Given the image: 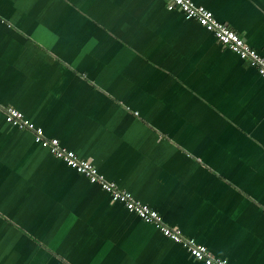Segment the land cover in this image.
<instances>
[{"label":"crops","instance_id":"obj_1","mask_svg":"<svg viewBox=\"0 0 264 264\" xmlns=\"http://www.w3.org/2000/svg\"><path fill=\"white\" fill-rule=\"evenodd\" d=\"M264 55V0H192ZM0 104L230 264H264V79L165 0H0ZM0 264H204L0 114Z\"/></svg>","mask_w":264,"mask_h":264},{"label":"built area","instance_id":"obj_2","mask_svg":"<svg viewBox=\"0 0 264 264\" xmlns=\"http://www.w3.org/2000/svg\"><path fill=\"white\" fill-rule=\"evenodd\" d=\"M165 1L167 9H178L185 18L195 20L211 32L220 44L254 66L261 78L264 79V55L247 44L244 38L226 23L216 19L210 9L198 5L192 0ZM0 114L11 126L30 131L36 144L46 148L54 157L82 174L90 183L98 184L101 189L110 194L112 201L122 203L128 211L135 213L143 221L153 224L167 238L181 244L196 260L204 264H230L228 259L212 255L205 245L196 242L191 237L184 236L178 228L167 225L156 209L134 199L130 192L106 179L90 160L81 158L73 150L62 146L57 138L46 136L42 127L34 124L14 106L0 104Z\"/></svg>","mask_w":264,"mask_h":264},{"label":"trees","instance_id":"obj_3","mask_svg":"<svg viewBox=\"0 0 264 264\" xmlns=\"http://www.w3.org/2000/svg\"><path fill=\"white\" fill-rule=\"evenodd\" d=\"M4 117V116H3ZM14 128H16V127H14ZM18 129V128H17ZM18 130H22V129H18ZM23 131H27V130H23ZM28 132H30V131H28Z\"/></svg>","mask_w":264,"mask_h":264}]
</instances>
